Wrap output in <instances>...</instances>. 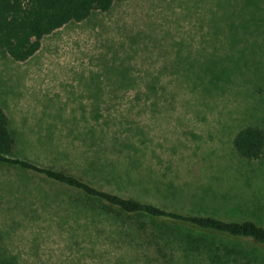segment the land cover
I'll use <instances>...</instances> for the list:
<instances>
[{"label": "rangeland", "instance_id": "374dc122", "mask_svg": "<svg viewBox=\"0 0 264 264\" xmlns=\"http://www.w3.org/2000/svg\"><path fill=\"white\" fill-rule=\"evenodd\" d=\"M0 109L33 162L264 226V150L248 160L233 144L246 127L264 131V0H116L25 62L1 55ZM75 197L0 166V245L21 264H264V247L208 237L192 251L172 232L160 255Z\"/></svg>", "mask_w": 264, "mask_h": 264}, {"label": "trees", "instance_id": "16d2710c", "mask_svg": "<svg viewBox=\"0 0 264 264\" xmlns=\"http://www.w3.org/2000/svg\"><path fill=\"white\" fill-rule=\"evenodd\" d=\"M116 0H0V56L25 62L41 48L44 37L70 23L88 20L95 12H108ZM99 116L95 115V120ZM234 149L248 160L258 159L264 150V131L246 127L234 138ZM0 166L40 177L75 194V202L99 209L129 223L144 242L164 255L169 232L179 235L186 250L197 251L206 238L221 237L248 247H264V226L254 220L222 219L185 213L105 190L65 168L33 162L23 156L11 130L10 120L0 109ZM183 229L185 234L177 233ZM0 264H21L0 245Z\"/></svg>", "mask_w": 264, "mask_h": 264}]
</instances>
